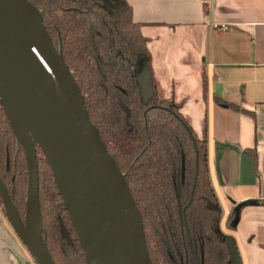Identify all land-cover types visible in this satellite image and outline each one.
I'll return each instance as SVG.
<instances>
[{
    "label": "trees",
    "instance_id": "trees-1",
    "mask_svg": "<svg viewBox=\"0 0 264 264\" xmlns=\"http://www.w3.org/2000/svg\"><path fill=\"white\" fill-rule=\"evenodd\" d=\"M29 1L40 10L91 122L128 183L150 263L188 264L194 249L200 264H233L219 227L221 208L209 181L204 139L196 137L178 103L142 96L138 76L145 64L151 74L150 54L127 0ZM132 52L143 53L141 64L128 62ZM215 102L249 113L224 99ZM36 148L43 240L54 264H85L50 165ZM27 175L24 149L0 104V179L21 218ZM232 219L225 223L235 229Z\"/></svg>",
    "mask_w": 264,
    "mask_h": 264
},
{
    "label": "crops",
    "instance_id": "crops-1",
    "mask_svg": "<svg viewBox=\"0 0 264 264\" xmlns=\"http://www.w3.org/2000/svg\"><path fill=\"white\" fill-rule=\"evenodd\" d=\"M127 2L146 38L154 95L178 103L205 141L220 230L231 236L240 264H264V0ZM247 200L255 204L239 208L235 229H223ZM0 264H36L1 205Z\"/></svg>",
    "mask_w": 264,
    "mask_h": 264
},
{
    "label": "water",
    "instance_id": "water-1",
    "mask_svg": "<svg viewBox=\"0 0 264 264\" xmlns=\"http://www.w3.org/2000/svg\"><path fill=\"white\" fill-rule=\"evenodd\" d=\"M155 95L148 66L138 76ZM0 104L27 161L23 218L0 179L3 211L36 264H54L42 237L36 145L50 165L85 264H151L128 183L91 122L78 84L29 0H0ZM182 162V174H183ZM181 219L180 198L176 194ZM243 201L233 209L238 221ZM233 264H240L230 235Z\"/></svg>",
    "mask_w": 264,
    "mask_h": 264
},
{
    "label": "rangeland",
    "instance_id": "rangeland-1",
    "mask_svg": "<svg viewBox=\"0 0 264 264\" xmlns=\"http://www.w3.org/2000/svg\"><path fill=\"white\" fill-rule=\"evenodd\" d=\"M129 56H130L129 57L130 59L128 57L126 59L128 60V62H130L131 65L132 64L135 65L136 62H137V60H139V63L138 64H141V61L144 59L143 53H135V52H132V53H129ZM133 67H135V66H133ZM138 67H139V65L137 66V68ZM141 67H142V65H141ZM146 103H148V102H146ZM221 220H222V212H221V215H220V218H219V223L220 222H223ZM224 227H225V229H230V228L227 227L226 223L223 226V229H224Z\"/></svg>",
    "mask_w": 264,
    "mask_h": 264
},
{
    "label": "built area",
    "instance_id": "built-area-1",
    "mask_svg": "<svg viewBox=\"0 0 264 264\" xmlns=\"http://www.w3.org/2000/svg\"><path fill=\"white\" fill-rule=\"evenodd\" d=\"M213 27L218 30H226L228 29L229 25L224 24V23H214Z\"/></svg>",
    "mask_w": 264,
    "mask_h": 264
},
{
    "label": "flooded vegetation",
    "instance_id": "flooded-vegetation-1",
    "mask_svg": "<svg viewBox=\"0 0 264 264\" xmlns=\"http://www.w3.org/2000/svg\"><path fill=\"white\" fill-rule=\"evenodd\" d=\"M178 196H179V195H178ZM180 205H181V204H180ZM177 206H178V205H177ZM181 209H182V207H181ZM181 214H182V210H181ZM178 216H179V213H178ZM179 219H180V217H179ZM180 221H182V218L180 219ZM192 251H194V259L197 260V262H196L195 264H200V261L198 260V255L195 253V250L192 249ZM194 259L190 258V261L188 262V264H192Z\"/></svg>",
    "mask_w": 264,
    "mask_h": 264
}]
</instances>
